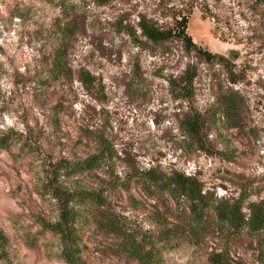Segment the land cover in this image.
<instances>
[{"label": "rangeland", "instance_id": "1", "mask_svg": "<svg viewBox=\"0 0 264 264\" xmlns=\"http://www.w3.org/2000/svg\"><path fill=\"white\" fill-rule=\"evenodd\" d=\"M70 7L80 24L68 43L74 74L46 86L40 77L56 45L49 33ZM177 11L189 14L192 40L224 61L207 62L174 39L137 45L125 31L137 28L140 15L167 27ZM188 66L196 72L190 104L178 85ZM81 68L94 76L93 85L77 80ZM223 94L238 98L236 116L224 110ZM190 107L203 115L207 149L186 144L180 124ZM102 142L111 149L106 162L113 175L123 177L131 162L194 175L217 197L243 194L247 201H264V4L0 0V264H70L46 228L59 219L53 194L98 189L108 169L67 177L53 165L84 158ZM103 194L112 221L101 217L102 209L78 207L81 251L71 264H211L212 254L220 252L225 264H264V232L211 234L194 243L166 235L165 228L179 221L166 195L150 196L137 185Z\"/></svg>", "mask_w": 264, "mask_h": 264}, {"label": "trees", "instance_id": "2", "mask_svg": "<svg viewBox=\"0 0 264 264\" xmlns=\"http://www.w3.org/2000/svg\"><path fill=\"white\" fill-rule=\"evenodd\" d=\"M100 5L111 0H96ZM264 4V0H255ZM171 25L161 27L157 22L146 15L138 16L136 23L139 35L135 30L126 29V33L136 39V44L151 42L155 45L164 44L169 40H178L186 52H194L205 61H224V57L212 53L196 44L187 33L189 14L177 11L172 15ZM79 18L77 9L67 8L62 22L56 24L49 35L55 40L56 45L52 48L50 66L40 78L46 85H52L60 77L72 78L74 71L68 62L71 37L79 31ZM144 38V41L140 39ZM196 72L191 66L185 69L179 85L180 97L189 104L194 97L193 81ZM77 80L86 87L94 84L95 78L84 68L76 71ZM231 83L236 80L230 78ZM171 82H174L172 80ZM222 105L224 110L236 116L239 100L235 95L223 94ZM191 106V105H190ZM180 128L188 137L187 145L196 149H207L206 139L202 134L203 115L195 108L190 107L187 116L181 121ZM185 142V141H184ZM111 149L105 142L100 144L99 150L87 154L84 158L69 160L61 159L53 165V170L64 176H72L81 173H90L100 167L109 166ZM108 180L100 184L98 189L92 190H62L54 192L59 200V219L47 224V230L55 234L61 242L62 251L67 256L68 263L78 262L80 249L77 242V223L81 219L82 212L78 208L82 205L94 206L102 209L101 217H110V213L104 208L106 197L104 191L120 188L129 191L132 185L139 186L146 194L164 198L166 195L176 206L178 222L170 228H165L169 237H189L194 243L204 239L211 234L219 237L237 238L241 235L258 237L264 232V201H247V196H216L210 191L204 190L203 184L196 176L185 174L177 170L165 172L156 167L141 168L136 164L128 163V171L123 176L113 175L108 169L105 171ZM170 231V232H169ZM4 235L0 231V241L3 242ZM139 248H132L138 252ZM144 257L150 255L148 251L142 254ZM223 252L212 254L211 264H225Z\"/></svg>", "mask_w": 264, "mask_h": 264}, {"label": "water", "instance_id": "3", "mask_svg": "<svg viewBox=\"0 0 264 264\" xmlns=\"http://www.w3.org/2000/svg\"><path fill=\"white\" fill-rule=\"evenodd\" d=\"M230 51V55H228V57H230L231 59L235 58L237 56V53L235 52L234 49H229Z\"/></svg>", "mask_w": 264, "mask_h": 264}]
</instances>
